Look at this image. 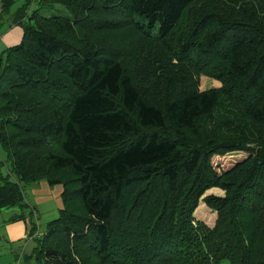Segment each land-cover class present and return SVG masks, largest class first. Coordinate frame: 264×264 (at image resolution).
Returning <instances> with one entry per match:
<instances>
[{
  "label": "trees",
  "instance_id": "trees-1",
  "mask_svg": "<svg viewBox=\"0 0 264 264\" xmlns=\"http://www.w3.org/2000/svg\"><path fill=\"white\" fill-rule=\"evenodd\" d=\"M17 1L0 0V30H23L0 55V212L28 207L22 183L63 186L39 263L264 264V0Z\"/></svg>",
  "mask_w": 264,
  "mask_h": 264
},
{
  "label": "rangeland",
  "instance_id": "rangeland-1",
  "mask_svg": "<svg viewBox=\"0 0 264 264\" xmlns=\"http://www.w3.org/2000/svg\"><path fill=\"white\" fill-rule=\"evenodd\" d=\"M25 4V0H18L11 9L12 16L15 11ZM32 10L37 9V5L32 7ZM44 17L62 16L71 18L70 12L62 5H54L52 8H46L41 11ZM10 16V17H11ZM12 18V17H11ZM3 52H0V55ZM200 90L208 91L213 88L221 87V83L217 80L211 79L205 75L200 77ZM221 163L223 168L229 167L231 162L228 158H214L213 164ZM0 176L11 181H16L17 177L12 171L11 162L7 152L0 145ZM24 190V201L28 207L24 210L20 208L4 209L0 212V264H40L37 254L34 252L37 247L36 238L38 235L43 236L48 225L59 218L60 210L63 208V186H50L47 181H40L37 183H22ZM208 195L223 196L224 193L219 189H212L206 193ZM15 215L25 216L26 229L19 239H13L8 232V227L17 222H11L10 218ZM197 220L205 222L210 227H213L217 221V213L212 211L203 201H201L198 210L196 211ZM35 223L36 235L30 237V231L33 229ZM11 233L14 236L13 230ZM22 234V233H21ZM17 238V237H16ZM223 264H228L225 261Z\"/></svg>",
  "mask_w": 264,
  "mask_h": 264
},
{
  "label": "crops",
  "instance_id": "crops-1",
  "mask_svg": "<svg viewBox=\"0 0 264 264\" xmlns=\"http://www.w3.org/2000/svg\"><path fill=\"white\" fill-rule=\"evenodd\" d=\"M2 12V5L0 4V13ZM8 23L7 25H9ZM23 30L19 26L10 25V27L4 25L0 30V52H4L7 48L15 46L22 41ZM26 222L18 221L16 224H11L8 227L9 234L13 239H19L24 234L26 229ZM13 230L14 236L11 233ZM22 233V234H21ZM17 237V238H16Z\"/></svg>",
  "mask_w": 264,
  "mask_h": 264
},
{
  "label": "built area",
  "instance_id": "built-area-1",
  "mask_svg": "<svg viewBox=\"0 0 264 264\" xmlns=\"http://www.w3.org/2000/svg\"><path fill=\"white\" fill-rule=\"evenodd\" d=\"M38 237H40V236L38 235Z\"/></svg>",
  "mask_w": 264,
  "mask_h": 264
},
{
  "label": "clouds",
  "instance_id": "clouds-1",
  "mask_svg": "<svg viewBox=\"0 0 264 264\" xmlns=\"http://www.w3.org/2000/svg\"><path fill=\"white\" fill-rule=\"evenodd\" d=\"M37 238H39V237H37Z\"/></svg>",
  "mask_w": 264,
  "mask_h": 264
}]
</instances>
